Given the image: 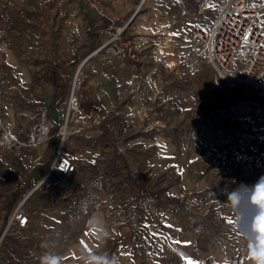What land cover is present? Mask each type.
I'll return each instance as SVG.
<instances>
[{"label":"rangeland","instance_id":"rangeland-1","mask_svg":"<svg viewBox=\"0 0 264 264\" xmlns=\"http://www.w3.org/2000/svg\"><path fill=\"white\" fill-rule=\"evenodd\" d=\"M127 1L106 0L113 8L116 2L121 5ZM148 1L131 0L140 10V13L133 14L134 18L127 26V36L134 41V24H141ZM153 1L162 5L164 0ZM221 2L189 0L192 14L180 16L177 20L175 17L172 20L168 14L151 15L165 22L156 32H151L148 27V34H156L158 39L146 40L147 44L143 46L135 42L141 55H150L152 70L158 65L155 58L164 56L167 59L164 66L167 90L150 95V107L135 111L132 119L129 116L132 120L130 135L145 136L146 142L141 145L146 152L141 157H133L138 164L134 166L137 171L129 169L115 181L112 180L114 175L103 173L99 190L78 188L73 191L76 194L71 192L86 199L101 195L102 206L97 209L105 211L111 220L118 219L120 227H135L132 235L135 261L147 258L143 252L144 239L151 247V232L144 226L152 224V220L140 221L141 215L150 213L159 217L155 221L157 225L167 226L161 232L165 239H190L196 234H205L214 243L223 245L227 241V245L234 246L237 253L234 250L232 255L225 253L223 263L227 260L237 262L245 250L248 261L264 263V91L248 86L228 89L217 72L208 67L207 53L193 26L197 17L203 18L204 26H207ZM114 10L121 22H124L123 17L128 20L132 15H120L117 9ZM91 19L95 21L83 0H0L2 122L6 124L10 120L4 109L15 107V97H21V91L17 92L16 88L22 75L18 74L21 65L23 69H30L31 65H46L44 62L49 59L62 61L74 56L84 45L91 46V54L112 53L109 49L97 50L99 43L96 46L89 44L98 34L91 26ZM24 87L29 88V85ZM258 106L261 111L256 113L254 109ZM58 114L55 121L60 118ZM11 118L13 123H18L13 115ZM52 141L58 144L57 139ZM65 145L68 148L67 141ZM72 147L77 148L74 144ZM37 148L21 145L7 150L0 146V236L10 213L23 199L27 207L29 202L42 204V199L59 198L63 194L59 186L61 182L53 184L46 179L40 185L33 183L30 169L33 156L38 154ZM160 152L166 154L158 166L155 156ZM103 161L115 164L112 158ZM121 164L127 169L132 162L128 166L123 161ZM24 230L8 227L7 232L19 235L29 251L37 239L31 238ZM255 235L262 237L263 247L258 253H250L252 245L260 242L253 238ZM3 240L0 242L1 259L9 264H35L31 255L10 252V245L4 244ZM77 241V238L70 237L38 240L44 250L54 249L51 257L56 264H60L63 257L62 247ZM125 244L120 249L122 254H126ZM176 244L168 242L166 248L182 246L181 250L192 256L188 250L190 246ZM238 250L242 253L238 254Z\"/></svg>","mask_w":264,"mask_h":264},{"label":"crops","instance_id":"crops-1","mask_svg":"<svg viewBox=\"0 0 264 264\" xmlns=\"http://www.w3.org/2000/svg\"><path fill=\"white\" fill-rule=\"evenodd\" d=\"M155 3V1L149 0L145 11H143L141 24L139 22L134 24L135 31L132 30V33L135 32L134 39L142 44L140 46L147 44L146 40L150 42L151 39H158L159 36L156 34H148L149 29L152 30L151 32H156L162 29L165 24L159 18L152 17L151 15L154 13L158 15L161 13L168 14L172 20L174 17V20H177L180 16L192 14L189 0H168V3L164 0L162 5ZM118 4L116 2L114 8L120 15L129 16L132 14L128 20L123 17L128 26L131 19L134 18H132L133 14L140 13V10L136 9L137 6H133L131 0L127 1L126 4ZM143 7L144 2L140 4L139 8L142 9ZM91 21L92 28L97 31L96 22L93 19ZM194 21V27L205 25L203 18L197 17ZM131 27L133 28V26ZM128 32L127 27L126 34ZM99 39V34H96L89 44L96 46ZM90 48L91 46L84 45L77 49L74 55L77 62H70L69 58L62 61L49 59L44 62L46 65L35 64L31 65L30 69H23V65H21L19 69L21 73L18 70V74L22 75L20 81L16 82V88L17 92L21 91V97L20 99L15 97V107H4L6 117L10 118L9 122L6 123L9 130L16 133L19 138L25 139L29 127L37 119L41 105L47 108L50 118L56 125H59L66 109L72 76L78 62L82 60L85 61V81L80 92L81 112L85 117L86 127L82 133L74 135L67 141L69 146L66 147V150L77 163L78 169L73 179L67 178L58 181V183H62L59 185L63 190L62 196L42 199V204L39 202L27 204L30 208V210L28 209L30 223L28 227L24 228V231H27L31 238L37 239L34 241V243L36 242L35 245L30 246L28 251V247L19 235L5 230L0 236V242L5 238L4 244L10 245V249H8L10 252L19 255H31L32 260L36 261L35 264H47L45 258L52 259L54 249L46 247L47 249L44 250L38 242L41 238L49 239L52 237L78 239L76 243L62 247L63 257L60 259V264H229L228 260L224 261L225 263L222 262L225 253L232 255V250H234V246L227 245L229 244L227 241V244L223 242V245H220L212 242L205 234H200L201 236L196 234L190 239H183V237L174 240L165 239L161 232H164L167 226L162 228V226L157 225L155 221L159 217L150 213L141 215L140 221L150 222L152 220V224L148 225L147 223L144 226L146 231L151 232L149 239L152 242L151 247L148 245V241L144 239L142 242L144 245L143 252L147 258L142 261H135L134 246H132L134 241L132 235L135 232V227L133 228L131 225L120 227L118 219L111 220L105 211L101 208L97 209V207L102 206L103 198L101 195L98 194V197L87 199L75 196L76 193L73 191L78 188L99 190V182L101 183L103 180L100 175L103 173L114 175L112 180L115 181L120 179L123 173L129 169L133 172L137 171L134 166L138 164L133 157H141L143 153L145 154L146 150L143 144L146 139L143 135L133 137L130 135L132 116L134 118L135 111H142L150 107V95L165 93L167 90V77L164 73L167 59L164 56L154 59L158 65L152 70L149 64L151 57L148 54H140L138 60L132 61L120 58L113 53L91 54ZM25 85H29V88L24 87ZM58 113H60V118L55 121L54 117H57ZM12 115L17 119V124L12 122ZM55 139L58 140V138ZM76 140L79 142H75ZM123 143H127V145L123 146ZM141 143L143 144L141 145ZM71 144L77 148L72 147ZM138 144L141 147L137 146ZM57 146L56 142L51 141L43 146L41 152L33 156L30 169L34 179L33 183L41 184ZM164 154L166 153L156 154L155 159H157L158 166H161L160 161L165 156ZM105 158L115 159V164L104 163L103 159ZM122 161L127 166L128 163L132 162V164L126 169L121 164ZM71 192L75 194H71ZM86 206H93L94 208L87 210ZM61 217L63 219L60 221ZM253 238L259 239L260 242H258L259 245L253 244L249 252L258 253L263 247L262 237L255 235ZM168 242L172 245L174 242L178 243L176 245L186 243V246H190L188 250L192 256L189 253H184L181 250L182 246L169 250L166 248ZM124 244L126 248L124 250L128 255L122 254L120 250ZM234 251L237 253L236 250ZM246 251H244V256L241 259L237 258V262L230 264H264L261 261H248ZM219 253L223 254L220 255ZM241 253L238 250V254ZM259 260H262V257H259Z\"/></svg>","mask_w":264,"mask_h":264},{"label":"built area","instance_id":"built-area-1","mask_svg":"<svg viewBox=\"0 0 264 264\" xmlns=\"http://www.w3.org/2000/svg\"><path fill=\"white\" fill-rule=\"evenodd\" d=\"M95 18L99 44L97 50L109 49L127 60H138L140 51L136 42L127 36V24L106 0H83ZM215 8V5H211ZM215 17L207 26H196L195 33L207 53L208 67L217 72L228 89L248 86L264 91V0H222ZM70 62H77L75 57ZM84 60L78 62L71 79L66 109L59 125L50 118L47 108L40 106L37 119L21 139L0 120V146L14 150L21 145H32L41 152V146L58 138V146L48 164L44 179L58 184L59 180L74 178L77 163L66 150V141L83 132L85 117L81 112V89L85 81ZM256 107L254 112H260ZM27 198V197H26ZM23 199L9 215L7 226L24 229L30 223V213ZM0 264H9L0 258Z\"/></svg>","mask_w":264,"mask_h":264},{"label":"clouds","instance_id":"clouds-1","mask_svg":"<svg viewBox=\"0 0 264 264\" xmlns=\"http://www.w3.org/2000/svg\"><path fill=\"white\" fill-rule=\"evenodd\" d=\"M45 259L47 260V264H56L55 259H48V258Z\"/></svg>","mask_w":264,"mask_h":264},{"label":"bare ground","instance_id":"bare-ground-1","mask_svg":"<svg viewBox=\"0 0 264 264\" xmlns=\"http://www.w3.org/2000/svg\"><path fill=\"white\" fill-rule=\"evenodd\" d=\"M46 179H47V178H45V179L43 178L41 182H43V181L46 180ZM46 181H47V180H46Z\"/></svg>","mask_w":264,"mask_h":264}]
</instances>
